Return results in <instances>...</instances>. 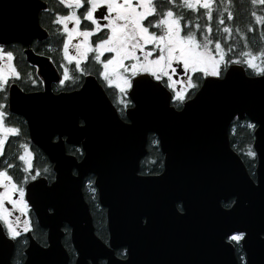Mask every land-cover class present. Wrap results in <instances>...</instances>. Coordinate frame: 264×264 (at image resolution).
I'll use <instances>...</instances> for the list:
<instances>
[{"label":"water","instance_id":"water-1","mask_svg":"<svg viewBox=\"0 0 264 264\" xmlns=\"http://www.w3.org/2000/svg\"><path fill=\"white\" fill-rule=\"evenodd\" d=\"M38 8L0 0V43L27 44L36 36ZM27 59L42 66V74L46 70L31 51ZM127 93L132 105L123 121L93 78L46 100L11 88L10 109L25 117L30 140L54 171L52 182L37 178L26 186L48 245L31 240L23 264H67L64 223L76 251L74 264H99V259L104 264H241L229 239L237 232L245 233L239 240L243 264H264V76L230 63L221 78L203 77L179 108L170 103L166 88H138L135 99ZM235 118L255 125L254 177L229 140ZM151 133L162 169L142 174ZM65 144L79 145L82 156L68 153ZM87 175L93 176L105 209L107 242L95 233L84 199ZM230 198L231 204L223 205ZM121 247L124 257L115 253ZM12 249L0 230V264H11Z\"/></svg>","mask_w":264,"mask_h":264},{"label":"snow or ice","instance_id":"snow-or-ice-1","mask_svg":"<svg viewBox=\"0 0 264 264\" xmlns=\"http://www.w3.org/2000/svg\"><path fill=\"white\" fill-rule=\"evenodd\" d=\"M213 0H179L180 6L191 12H196L199 7L205 9L203 16L208 21L212 20ZM229 2V0H224ZM60 3L70 9L66 15L57 14L55 23L61 24L65 37L62 41L63 56L73 62L77 71H83L82 62H94L99 67L97 75L109 86H114L121 92L130 91L135 99L136 90L143 89H168L172 91V100H185V89L177 90L174 85V77L188 73L190 79L187 88H196L193 80L202 77L221 78V62L228 63L223 55L221 41L212 39L206 33H211L209 23L202 26L195 24L190 18L177 14L171 7L157 0H60ZM175 0H166L167 5H173ZM251 3H264V0H251ZM85 9L81 15H77L73 9ZM253 16L257 22L260 16ZM199 18V17H198ZM229 20L233 19L229 12ZM83 21L88 26L81 28ZM71 22L72 27L68 28ZM224 21L221 20L220 24ZM193 29H200L199 32ZM230 29L225 26L223 32ZM249 31L252 28L249 27ZM98 38L93 39L94 37ZM202 37V39H201ZM264 39V37H262ZM75 40V43L72 41ZM215 45L216 51L210 50L209 45ZM72 49L70 54L69 49ZM91 54V55H90ZM6 55L9 60L13 59V53L0 51V59ZM242 56L249 57L243 62L255 69L257 75L264 76V69L257 66L254 60L257 55L264 56V50L253 54L243 52ZM64 78H68V70L65 69ZM20 73L13 64H9L7 72L0 68V90L6 88L9 78L19 79ZM35 83V81H33ZM64 83V79H60ZM131 101H129L130 103ZM2 107V105H0ZM3 113L0 112V155L4 154V146L7 136L15 135L18 129L5 124ZM264 122V121H262ZM248 128H254L253 123H248ZM156 143V141H153ZM254 155V153H251ZM18 159L25 164V170L31 165L21 154ZM14 165L7 164L0 167V205L8 201L16 206L17 201L11 193L19 191L23 197L25 189L14 182L7 169ZM35 179V177H33ZM23 204V201L20 202ZM23 211V207L20 209ZM10 213L0 208V220L7 229V236L15 238L19 233L7 217ZM18 222V221H17ZM28 230V224L24 222V231ZM245 236L244 232H237L230 237L231 240L239 241ZM264 243V242H262Z\"/></svg>","mask_w":264,"mask_h":264},{"label":"flooded vegetation","instance_id":"flooded-vegetation-1","mask_svg":"<svg viewBox=\"0 0 264 264\" xmlns=\"http://www.w3.org/2000/svg\"><path fill=\"white\" fill-rule=\"evenodd\" d=\"M161 1L163 3V0H157L158 6ZM3 2L24 3L32 7L36 5L39 7L37 10V22L40 27V31L37 32L36 36H31L27 44H22L19 41L9 42L7 44L0 43V49L6 53H13L11 64H13L20 73L19 79L9 78L6 83V88L0 90V105H2V107H0V112L4 114L3 119L5 124L6 126L10 125L18 129L17 134L7 136L4 146V154L0 155V167H6L7 164L14 165L13 168L7 169V171L12 175L14 182L18 185V188L23 187L25 189L23 197H21L18 190L11 193L12 198L17 201L16 206H13L8 201H4L3 204L0 205V208H3L10 213L7 219L13 223L14 228L19 234L14 239L9 238L6 234V226L3 224L2 220H0V230L2 231L3 239L6 242L11 243L13 246L10 258L11 264H23L26 257L25 249L30 244L31 240L35 245H48L47 229L39 224L38 219L26 198V186L34 180L33 177H35V179L44 178L47 183L52 182L54 180V171L52 164L43 151L30 140L29 129L25 117L22 114L14 112L10 109L9 99L11 88L16 86L22 94H33L41 97L42 100H46L51 95L55 96L60 93L77 90L82 86L87 77L93 78L95 82L101 86L107 98L115 107L119 118L123 121H128L125 109L130 107L132 102L129 103L131 100L128 96V91L121 92L114 86H109L97 75V68L99 66L94 62H82V68L84 70L77 71L74 68L73 62L64 58L62 41L65 37V33L62 31L63 26L55 23L54 21L56 20L57 14L61 16L66 15L70 9L62 5L60 0H3ZM2 6H9V4ZM73 10L76 11L77 15H81L82 17V12L85 9L82 8ZM86 26H88V22L82 20L80 27L83 28ZM71 27L72 24L69 22L68 28L70 29ZM98 37L99 34H97V37H94L93 39ZM75 42V40L72 41V43ZM30 51L38 57L39 61L44 62L43 64L44 67H46V70H43V74L42 69H40L42 66L39 67L36 64H32L27 59V52ZM72 51L73 50L70 48V54ZM65 69L68 70V78H64L63 73ZM189 78L190 76L188 73L174 77V80L176 81L174 87L177 90L185 89V100L191 97L201 84V81H199L196 88H186ZM60 79H64L63 84L60 83ZM33 81H35V83H33ZM169 92L171 94L170 103L174 107L179 108L184 100H172L171 96L173 93L170 90ZM80 123H82L81 120ZM52 138L53 140H56L57 135H54ZM68 146L79 148L82 151L79 145L65 144L66 148ZM21 154L26 156L25 159L31 165L30 167H27L26 170L24 162L18 159V156ZM3 190V188H0V191ZM21 200L23 201V204L20 203ZM21 207H23V211L20 210ZM25 221L28 224L27 231H24ZM62 230L63 236L61 241L69 254V261L67 264H69V262L74 264L76 251L71 243L70 228L64 223L62 225ZM107 236L108 233L105 239L100 238L107 242ZM120 249L124 250V254L117 253ZM239 249L241 250L240 253L238 252ZM235 252L239 262L243 264L245 257L240 246L235 245ZM115 253L119 257H124L125 248L121 247L115 249ZM98 261L99 264H104L105 262L104 259H99Z\"/></svg>","mask_w":264,"mask_h":264},{"label":"trees","instance_id":"trees-1","mask_svg":"<svg viewBox=\"0 0 264 264\" xmlns=\"http://www.w3.org/2000/svg\"><path fill=\"white\" fill-rule=\"evenodd\" d=\"M163 3L166 7H171L177 14L190 18L195 24L202 26L205 23H209L212 31L211 33H206V35H209V37L214 40L218 39L221 41V48L225 56L229 57L225 58L227 61H230L228 64L233 62L241 63L246 68L248 74H257L246 66L243 62L244 56L240 54L241 52L243 53L249 50H252L251 52L254 54L257 53L256 51L264 50V39H262V37H264V3L253 4L251 0H229L227 3L224 2V0H213L211 4L213 18L211 21H208L207 18L203 16L206 10L201 7H199L196 12H191V10L181 7L179 0H175L173 5H167L166 0H163ZM229 12L232 13V20L227 18ZM253 12L256 16L262 18L260 22L256 21L255 16L252 15ZM221 20L224 21L223 24H220ZM225 26L230 29L228 33L223 32ZM249 27L252 28V31H249ZM193 30L199 32L200 29ZM209 48L213 52L216 51L214 43L209 45ZM260 57L264 58V56L261 55ZM200 81H202V79ZM248 123L252 122L247 118L241 120L235 118L229 127L228 135L232 147L242 157L249 173L254 177L255 156L251 155L253 128H248ZM153 141H156V143H153ZM146 147L147 154L140 161V173L152 174L160 172L162 169L163 156L154 134H148ZM66 150L77 158L82 156V151L79 148L68 146ZM82 191L92 215L95 233L99 237L105 239L107 235L105 227V209L98 202L92 175H87L84 178ZM231 202L232 198L223 202V205L228 206ZM234 244L239 246V243L234 242ZM238 252L240 253L241 250L239 249ZM117 253L124 254V250L120 249ZM69 264L72 263L69 262Z\"/></svg>","mask_w":264,"mask_h":264},{"label":"rangeland","instance_id":"rangeland-1","mask_svg":"<svg viewBox=\"0 0 264 264\" xmlns=\"http://www.w3.org/2000/svg\"><path fill=\"white\" fill-rule=\"evenodd\" d=\"M198 8H199V5L197 6ZM0 51H2L3 53H6V52H4L2 49H0ZM252 51V50H251ZM250 50L249 51H247V52H251ZM257 53L258 52H260V51H256ZM242 53V52H241ZM253 53V52H252ZM254 54V53H253ZM223 55H224V59L227 57V56H225V54H224V52H223ZM241 55V54H240ZM227 58H229V57H227ZM247 58H249V57H245L244 56V58H243V61L245 60V59H247ZM231 59V58H230ZM226 60V59H225ZM235 60V59H234ZM227 61V60H226ZM254 63H256L257 64V66H259V67H261L262 69H263V64H264V58H262V57H260V55H257L256 56V58H255V60H254ZM9 64H11V60H9L8 59V57L6 56V55H4L3 56V59H0V68H3L6 72H7V69H8V66H9ZM246 64V63H245ZM228 65V63H224L223 61L221 62V67L224 69L226 66ZM246 66L248 67V68H250V69H252L254 72H256L255 71V69H253L252 67H249L248 66V64H246ZM222 69V70H223ZM203 78V77H202ZM201 78V79H202ZM190 79V78H189ZM200 79V80H201ZM200 80H193L192 82L194 83V84H197L198 85V83H199V81ZM186 88H187V86H186ZM186 92L184 91V93L183 94H185ZM252 153H254L253 152V149H252ZM255 156V155H254ZM25 158H26V156H25ZM234 234H236V233H232L230 236H229V239H230V237L232 236V235H234ZM231 240V239H230ZM232 241H234V242H236V243H239V241H235V240H232Z\"/></svg>","mask_w":264,"mask_h":264}]
</instances>
